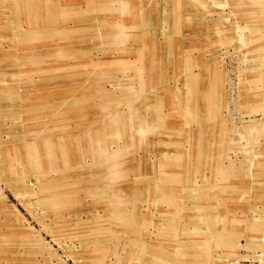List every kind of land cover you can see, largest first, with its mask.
Listing matches in <instances>:
<instances>
[{"label": "rangeland", "instance_id": "374dc122", "mask_svg": "<svg viewBox=\"0 0 264 264\" xmlns=\"http://www.w3.org/2000/svg\"><path fill=\"white\" fill-rule=\"evenodd\" d=\"M0 264H264V0H0Z\"/></svg>", "mask_w": 264, "mask_h": 264}]
</instances>
